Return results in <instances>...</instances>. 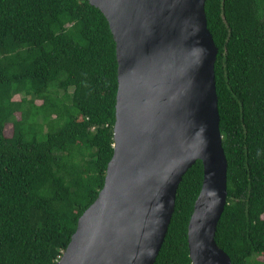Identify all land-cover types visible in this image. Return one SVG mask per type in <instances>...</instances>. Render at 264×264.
<instances>
[{"label": "trees", "instance_id": "1", "mask_svg": "<svg viewBox=\"0 0 264 264\" xmlns=\"http://www.w3.org/2000/svg\"><path fill=\"white\" fill-rule=\"evenodd\" d=\"M205 9L228 159L216 241L233 264H264V0H207ZM117 92L116 42L98 7L0 0V264L61 258L104 187ZM203 179L199 159L179 185L155 264H194L189 223Z\"/></svg>", "mask_w": 264, "mask_h": 264}, {"label": "water", "instance_id": "2", "mask_svg": "<svg viewBox=\"0 0 264 264\" xmlns=\"http://www.w3.org/2000/svg\"><path fill=\"white\" fill-rule=\"evenodd\" d=\"M118 60L114 154L105 184L55 264H155L187 171L204 179L189 223L194 264H233L216 241L228 203L207 0H89Z\"/></svg>", "mask_w": 264, "mask_h": 264}, {"label": "rangeland", "instance_id": "3", "mask_svg": "<svg viewBox=\"0 0 264 264\" xmlns=\"http://www.w3.org/2000/svg\"><path fill=\"white\" fill-rule=\"evenodd\" d=\"M22 97V94L20 95V94H18V95H16L15 96V100H20V98ZM30 98H31V96H30ZM37 103L38 104H41L42 103V100H37ZM19 115H20V113H18ZM19 117V116H18ZM13 131H14V129H13V126L11 125V124H7L6 125V128H5V133H6V135H8V136H12V134H13ZM259 259H263V257H260Z\"/></svg>", "mask_w": 264, "mask_h": 264}]
</instances>
